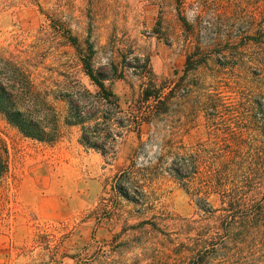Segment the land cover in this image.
I'll use <instances>...</instances> for the list:
<instances>
[{
	"label": "rangeland",
	"instance_id": "rangeland-1",
	"mask_svg": "<svg viewBox=\"0 0 264 264\" xmlns=\"http://www.w3.org/2000/svg\"><path fill=\"white\" fill-rule=\"evenodd\" d=\"M63 30L77 37L80 52L90 40L95 69L118 70L107 84L125 110L150 69L165 93L173 90L171 116L143 126L148 148L138 167L156 164L150 140L174 130L187 152L205 150L212 168H222V157L234 160L229 187L250 176L249 198L264 196V44L255 41L264 31V0H0V49L18 60L37 57L50 82L70 88L77 81L94 92ZM64 133L56 144L39 142L0 115L9 161L0 183V264H187L173 252L194 237L180 219L213 224L194 194L197 184L187 192L161 170L150 189L155 208L121 200V217L99 226L89 214L135 160L138 134L125 132L110 158L83 147L78 128ZM209 202L221 207L217 195ZM154 216L164 218L157 226L140 224Z\"/></svg>",
	"mask_w": 264,
	"mask_h": 264
},
{
	"label": "trees",
	"instance_id": "trees-1",
	"mask_svg": "<svg viewBox=\"0 0 264 264\" xmlns=\"http://www.w3.org/2000/svg\"><path fill=\"white\" fill-rule=\"evenodd\" d=\"M238 15L241 19L246 17L243 11ZM63 31L64 38L81 53L82 70L96 90L92 92L77 81L70 83V88L63 87V83L58 81L50 82L51 78L41 74L44 62L36 60L37 57L35 60H18V56L2 48L0 115L23 136L43 143L56 144L64 137L65 128H78L83 147L110 158L116 156L118 138L125 132L138 134L140 143L135 151V160L113 179L110 190L105 187L104 194L107 195L99 199L88 219L95 220L99 226L111 223L121 217V200L146 211L155 208L156 192L150 189L162 176V170L187 192L197 184L194 194L199 197L205 215L213 221V224L196 227L192 225L194 221L180 219L187 223L186 234H194V237L176 245L173 252L182 256L187 264H264V196L261 199L249 198L250 176H244L241 184L229 187L230 171L233 172L230 162L234 160L222 157V168L214 169L208 165L205 150L198 148L187 152L183 143L175 141L174 130L164 135L161 141L158 138L150 140L157 148L156 164L138 167L136 159L147 155L148 148L142 138L143 126L158 125L171 116L173 90L165 93L157 85L150 69L152 77L149 82L144 85L138 99L125 110L120 98L107 84L117 76L118 70L113 68V72L106 74L95 69L90 40L86 41L87 53L84 50L80 52L82 49L77 37L68 30ZM257 35L256 43L264 44V31L259 30ZM191 67L188 60L187 68ZM59 103H65L67 109H59ZM8 173V150L0 142V183ZM217 178H220L218 182ZM211 195L219 196L221 207L215 208L209 202ZM162 218L154 216L140 224L157 226V220ZM127 231L125 229L121 234H127ZM163 248L170 250L167 246Z\"/></svg>",
	"mask_w": 264,
	"mask_h": 264
}]
</instances>
